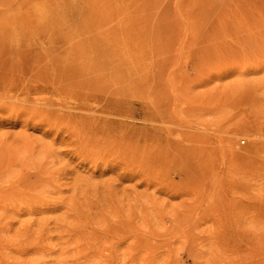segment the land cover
I'll use <instances>...</instances> for the list:
<instances>
[{
    "label": "rangeland",
    "instance_id": "rangeland-1",
    "mask_svg": "<svg viewBox=\"0 0 264 264\" xmlns=\"http://www.w3.org/2000/svg\"><path fill=\"white\" fill-rule=\"evenodd\" d=\"M0 264H264V0H0Z\"/></svg>",
    "mask_w": 264,
    "mask_h": 264
},
{
    "label": "bare ground",
    "instance_id": "bare-ground-1",
    "mask_svg": "<svg viewBox=\"0 0 264 264\" xmlns=\"http://www.w3.org/2000/svg\"><path fill=\"white\" fill-rule=\"evenodd\" d=\"M1 39V38H0Z\"/></svg>",
    "mask_w": 264,
    "mask_h": 264
}]
</instances>
